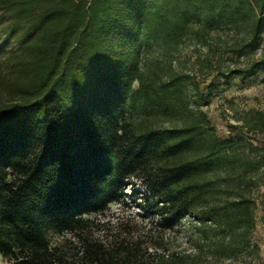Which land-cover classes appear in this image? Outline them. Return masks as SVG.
Returning a JSON list of instances; mask_svg holds the SVG:
<instances>
[{"label": "trees", "instance_id": "1", "mask_svg": "<svg viewBox=\"0 0 264 264\" xmlns=\"http://www.w3.org/2000/svg\"><path fill=\"white\" fill-rule=\"evenodd\" d=\"M225 29L222 53L248 58L227 74L260 70L264 83V53L253 57L264 0H0V32L13 41L0 74V254L11 264H190L189 253L128 239L84 236L76 252L50 244L49 230H83L84 214L107 208L133 174L148 180L165 227L191 218L205 235L220 232L228 251L248 244V191L264 184V150L231 130L218 137L191 101L201 93L190 75L147 54ZM131 95L143 105L137 119L123 113ZM237 120L232 130L264 134V110Z\"/></svg>", "mask_w": 264, "mask_h": 264}, {"label": "rangeland", "instance_id": "2", "mask_svg": "<svg viewBox=\"0 0 264 264\" xmlns=\"http://www.w3.org/2000/svg\"><path fill=\"white\" fill-rule=\"evenodd\" d=\"M3 35L4 32H0V74L7 71L5 56L13 45V41H6ZM211 37L204 44L185 38L170 47L166 56L154 45L147 54L150 59L165 57L166 62L171 61L173 68L190 75L201 93L199 97L191 92V101L194 104L197 102L206 111L218 137L228 136L231 130L233 136L243 137L258 146L257 151L261 152L264 150V134L246 127L232 130L228 125L240 123L237 117L245 111L264 110V83L259 82L263 72L259 70L244 78L227 74L229 67L244 65L248 58H238L235 55L229 58L222 53L223 41L232 38L226 29L216 30ZM208 49L215 52L209 72L201 68ZM263 53L264 42L253 57H259ZM218 67L226 74H220ZM136 86L137 83L134 84ZM142 108L137 96L131 95L123 113L137 119L143 113ZM218 182L222 183V180L219 179ZM248 195L253 208V227L248 232V244L244 237L242 245L233 252L226 250L227 242L220 232L210 229L205 235L191 218H183L172 226L162 225L160 219L165 211L161 202H157V196L143 174L130 176L115 200L102 212L84 214L88 223L83 230L57 232L51 229L47 232V238L50 244L60 245L68 252L79 251L82 248V238L86 236L89 240L106 243L120 239L139 241L150 252L189 253L186 261L190 264H264V184L250 185ZM235 235L236 240L241 241V236ZM0 264H11V261L0 254Z\"/></svg>", "mask_w": 264, "mask_h": 264}]
</instances>
